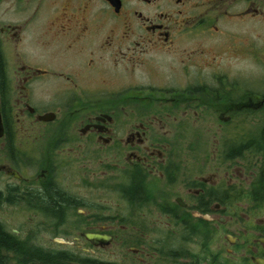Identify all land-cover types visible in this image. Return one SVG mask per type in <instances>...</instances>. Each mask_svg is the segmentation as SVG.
<instances>
[{
    "label": "flooded vegetation",
    "instance_id": "af4514ba",
    "mask_svg": "<svg viewBox=\"0 0 264 264\" xmlns=\"http://www.w3.org/2000/svg\"><path fill=\"white\" fill-rule=\"evenodd\" d=\"M252 65L264 0H0V264H264Z\"/></svg>",
    "mask_w": 264,
    "mask_h": 264
},
{
    "label": "trees",
    "instance_id": "16d2710c",
    "mask_svg": "<svg viewBox=\"0 0 264 264\" xmlns=\"http://www.w3.org/2000/svg\"><path fill=\"white\" fill-rule=\"evenodd\" d=\"M261 142H262V145L260 144L259 145V148L258 149H256L255 151H257L258 153L260 152L261 153V155H262V162H261V164H260V167H259V171H258V176H257V181H255L256 183V189L258 190V191H262V190H264V136H263V138H261V140H260ZM227 152L229 153L230 152V150H227ZM243 152V150H237V154H241ZM257 153V154H258ZM254 159V158H253ZM257 197V199L260 201V200H264V196H259V195H256ZM255 198V199H256Z\"/></svg>",
    "mask_w": 264,
    "mask_h": 264
},
{
    "label": "rangeland",
    "instance_id": "374dc122",
    "mask_svg": "<svg viewBox=\"0 0 264 264\" xmlns=\"http://www.w3.org/2000/svg\"><path fill=\"white\" fill-rule=\"evenodd\" d=\"M252 73L254 78H259L264 76V66L263 65H252ZM203 141H214L216 137H220L219 135L216 136L214 133H207L205 132L203 135ZM259 157V156H258Z\"/></svg>",
    "mask_w": 264,
    "mask_h": 264
}]
</instances>
